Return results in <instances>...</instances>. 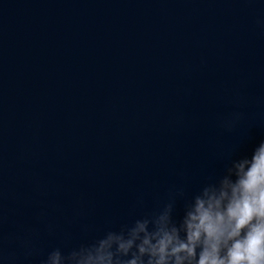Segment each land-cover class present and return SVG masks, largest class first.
<instances>
[{
  "label": "water",
  "instance_id": "water-1",
  "mask_svg": "<svg viewBox=\"0 0 264 264\" xmlns=\"http://www.w3.org/2000/svg\"><path fill=\"white\" fill-rule=\"evenodd\" d=\"M261 140L264 0H0V264L179 223Z\"/></svg>",
  "mask_w": 264,
  "mask_h": 264
},
{
  "label": "clouds",
  "instance_id": "clouds-1",
  "mask_svg": "<svg viewBox=\"0 0 264 264\" xmlns=\"http://www.w3.org/2000/svg\"><path fill=\"white\" fill-rule=\"evenodd\" d=\"M82 249L81 264H264V140L195 196L179 223L169 204Z\"/></svg>",
  "mask_w": 264,
  "mask_h": 264
}]
</instances>
